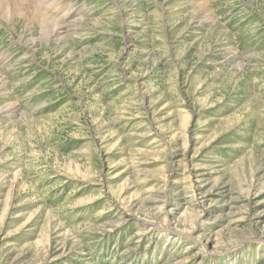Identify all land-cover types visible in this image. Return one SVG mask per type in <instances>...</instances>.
Masks as SVG:
<instances>
[{
  "label": "rangeland",
  "instance_id": "obj_1",
  "mask_svg": "<svg viewBox=\"0 0 264 264\" xmlns=\"http://www.w3.org/2000/svg\"><path fill=\"white\" fill-rule=\"evenodd\" d=\"M38 1L0 5V264H264V0Z\"/></svg>",
  "mask_w": 264,
  "mask_h": 264
},
{
  "label": "bare ground",
  "instance_id": "obj_2",
  "mask_svg": "<svg viewBox=\"0 0 264 264\" xmlns=\"http://www.w3.org/2000/svg\"><path fill=\"white\" fill-rule=\"evenodd\" d=\"M2 1H4V0H0V5L2 4ZM27 2V1H26ZM39 3H41V4H43V6H44V9H45V12H44V16H43V22H45V23H47L48 25H50V23L48 22V21H50L51 20V18L50 17H48L47 16V14L50 12V13H52V11L53 10H51L52 8L54 9V7L53 6H55V5H57L58 3H57V0H39L38 1ZM12 6V5H11ZM32 6V5H31ZM59 7V6H58ZM0 9H2V8H0ZM71 16V14H69V13H65V14H63L62 15V21H64V19H67V18H69ZM62 21H61V24H59L58 22L55 24V27H56V32H57V34L58 33H60V32H62V30L64 29V28H66L65 27V25L62 23ZM53 22V21H52ZM60 22V21H59ZM54 27V26H53ZM54 31H55V29H54Z\"/></svg>",
  "mask_w": 264,
  "mask_h": 264
}]
</instances>
